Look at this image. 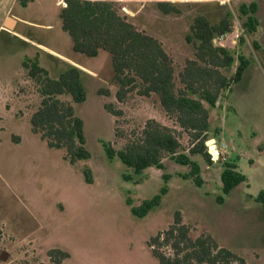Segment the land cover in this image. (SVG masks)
<instances>
[{
    "label": "rangeland",
    "instance_id": "rangeland-1",
    "mask_svg": "<svg viewBox=\"0 0 264 264\" xmlns=\"http://www.w3.org/2000/svg\"><path fill=\"white\" fill-rule=\"evenodd\" d=\"M18 1L15 14L39 25L20 22L16 31L50 49H38L0 30V264H56L48 256L52 249L70 254L62 264H159L149 242L174 223L176 212L194 237L210 234L247 264H264V204L257 200L264 190V0H91L114 3L139 30L161 41L174 61L178 87L186 61L195 58L196 45L187 42L195 19L205 16L218 24L226 16L231 21L237 16L245 23L241 7L258 5L257 33L247 34L232 51L235 63L223 70L233 77L243 56L251 63L247 73L224 93L218 110L210 108L214 117L208 141L216 143L208 151L216 162L209 166L200 155L192 157L202 166L201 187L182 177L188 167L169 158L164 170L136 174L118 156L108 157L105 145L121 150L148 120L176 128L175 120L166 116L155 95L147 98L134 92L118 102L110 54L102 51L90 58L74 51L60 19L63 0ZM22 1L36 2L26 9ZM161 2L178 12L164 14L158 7ZM0 3L7 6L13 0ZM35 58L54 79L70 67L85 73L87 100L73 105L84 122L89 160L71 164L64 149L49 148L32 131L31 117L41 95L23 64ZM60 98L71 102L70 96ZM113 110L122 114L116 116ZM177 129L188 150L189 136ZM226 162L236 163L247 177L227 196L220 177ZM86 169L92 172V184L86 181ZM164 174L171 175L168 182ZM163 187L168 192L160 206L144 218L133 214V207L153 199ZM221 196L224 203L218 202Z\"/></svg>",
    "mask_w": 264,
    "mask_h": 264
},
{
    "label": "trees",
    "instance_id": "trees-1",
    "mask_svg": "<svg viewBox=\"0 0 264 264\" xmlns=\"http://www.w3.org/2000/svg\"><path fill=\"white\" fill-rule=\"evenodd\" d=\"M65 2L67 6L61 9L60 19L63 30L73 40L74 51L90 58L98 57L102 51L110 54L114 80L118 85V102H124L134 92L147 98L155 95L166 116L175 120L176 128L154 119L148 120L141 132L121 150L105 145L108 157L118 156L136 174L151 168L164 170V161L169 158L189 168V172L182 176L184 179L192 180L197 187L203 186L202 166L192 157L200 155L209 166L214 164L207 146L211 128L210 108L220 107L224 93L244 79L251 64L249 59L241 56L233 77L223 72L233 66L235 58L232 51L215 47L213 39L231 30L230 18L226 16L218 24H212L205 16L195 19L187 42L196 45V54L194 59L186 61L179 75L182 87H178L174 61L163 43L139 30L120 14L114 3L91 0ZM22 5L26 7L27 3L22 1ZM158 7L167 15L178 12L175 6L166 2L159 3ZM258 10L256 3L241 7V14L247 17L243 23L247 34L253 35L259 29ZM254 44L258 48V44ZM23 67L39 86L41 95L40 105L31 117L32 131L40 135L49 148L64 149L65 158L71 164L89 160L91 153L86 147L84 122L77 116L73 105L87 100L82 81L85 73L70 67L54 79L38 58L27 59ZM104 95L109 96V91ZM61 96H70L71 102L63 101ZM111 112L116 116L122 114L116 110ZM177 128L189 136L188 150L184 149ZM85 178L87 183H93L90 169L85 170ZM125 179L129 180V177ZM163 179L168 182L171 175L164 174ZM221 182L223 194L227 196L247 182V177L239 171L236 163L226 162ZM167 192L168 188L163 187L159 195L144 201L139 207H133V214L139 218L146 217L161 205ZM257 200L264 204V190ZM218 202L224 203V197H219ZM192 232L182 214L176 212L174 223L149 242L159 264H247L243 257L221 246L210 234L194 237ZM48 256L56 264L70 258V254L61 249L48 251Z\"/></svg>",
    "mask_w": 264,
    "mask_h": 264
},
{
    "label": "crops",
    "instance_id": "crops-1",
    "mask_svg": "<svg viewBox=\"0 0 264 264\" xmlns=\"http://www.w3.org/2000/svg\"><path fill=\"white\" fill-rule=\"evenodd\" d=\"M2 1H5L6 4H7V2L9 0H2ZM35 2L28 3L27 6L24 7V8L29 9L31 6H33L35 4ZM2 4H3V6H1ZM18 4H19V1L18 0H13V3L12 4H8L7 6H5L4 3H0V30L1 29L8 30L6 28V23H7V20L9 18H11L14 21L13 30L12 31L11 30H8V31L13 32V34L18 35L19 37L25 39L26 41H30L32 43V45H35L38 49L40 48V49H43L46 52H48L49 49H50V47L48 45L44 44L43 42H36L34 40H30L27 37L19 34L16 31V29H17V27H18V25H19L20 22H25V23H28L29 22L27 20L22 19L17 14H15V8H16V6ZM29 23L30 24H34V25H39V24H36V23H33V22H29ZM47 27H50V26H47ZM218 108H213V109H214V111H216V110H218ZM213 117H214V112L210 111V125H211V122H212ZM228 158L230 160V157L229 156H228ZM151 169H153V168H151ZM151 169H148V170H151ZM220 173L222 174V171ZM220 177H221V175H220Z\"/></svg>",
    "mask_w": 264,
    "mask_h": 264
},
{
    "label": "built area",
    "instance_id": "built-area-1",
    "mask_svg": "<svg viewBox=\"0 0 264 264\" xmlns=\"http://www.w3.org/2000/svg\"><path fill=\"white\" fill-rule=\"evenodd\" d=\"M60 5L66 7L67 4L63 0ZM247 38L246 30L243 26V23L237 16H234L231 23V30L225 34L218 35L213 39V44L215 47L227 49L230 51L236 50L239 43ZM212 155V154H211ZM213 162H216L215 157L212 155Z\"/></svg>",
    "mask_w": 264,
    "mask_h": 264
},
{
    "label": "water",
    "instance_id": "water-1",
    "mask_svg": "<svg viewBox=\"0 0 264 264\" xmlns=\"http://www.w3.org/2000/svg\"><path fill=\"white\" fill-rule=\"evenodd\" d=\"M13 25H14V21L11 19V18H9L8 20H7V23H6V28L8 29V30H13ZM216 143V141L213 139V140H210V141H208L207 142V146L209 147V146H211V145H214Z\"/></svg>",
    "mask_w": 264,
    "mask_h": 264
}]
</instances>
